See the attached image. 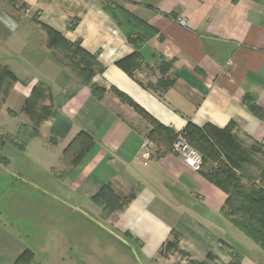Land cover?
I'll use <instances>...</instances> for the list:
<instances>
[{
	"label": "crops",
	"instance_id": "1",
	"mask_svg": "<svg viewBox=\"0 0 264 264\" xmlns=\"http://www.w3.org/2000/svg\"><path fill=\"white\" fill-rule=\"evenodd\" d=\"M14 2L37 12L38 19L66 40L96 54L102 70L80 83L74 74L60 77V65L45 55L36 58L35 49L13 60L4 55L9 48L0 44V132L12 137L20 124L37 129L23 149L12 141L0 147L5 157L0 162V264H13L25 249L35 264H226L234 254L241 264H264V250L222 213L227 194L201 171L186 166L163 132L149 134L151 124L112 91L116 87L127 94L173 133L181 134L188 123L223 128L232 122L239 141L264 151V0ZM106 4L122 6L156 30L139 47L141 65L131 74L121 61L134 48L103 8ZM33 29L44 44L50 34L36 26L29 31ZM165 61L170 65L161 75L159 65ZM160 76L172 78L171 84L163 90L149 87ZM92 85L104 90L100 98L92 93ZM26 100L31 102L28 109ZM81 129L92 142L67 165L62 152ZM147 136L155 143V154L143 162L137 155ZM33 168L66 185L71 197L59 198L61 209L70 201L75 210H83L87 200L101 212L92 196L101 185H112L121 199L102 217L110 229L103 243L116 244L119 254L96 257L91 249L95 240L65 235L56 222H49L52 235L32 241L31 232L24 233L23 224L15 221L20 208L30 213L23 217H32L26 207L31 204L12 191L15 176L27 178ZM39 226L43 231L48 223Z\"/></svg>",
	"mask_w": 264,
	"mask_h": 264
},
{
	"label": "trees",
	"instance_id": "2",
	"mask_svg": "<svg viewBox=\"0 0 264 264\" xmlns=\"http://www.w3.org/2000/svg\"><path fill=\"white\" fill-rule=\"evenodd\" d=\"M20 6L24 7V5ZM103 8L118 25L127 43L134 48V52L121 61L122 64L118 62L131 74L141 65L138 60L139 47L150 39L156 33V30L144 20L130 14L120 5L111 7L106 4ZM42 26L50 34L46 46L59 48L60 51L63 50V56L67 58L72 69L77 72L76 75L79 77L80 83H88L95 73L102 70L96 54L87 52L80 46L78 41L70 42L66 40L58 31L47 24L42 23ZM72 28L73 25H69V29ZM169 65L167 61L159 65L161 75L167 71ZM3 70L8 75L12 74L7 67H4ZM171 82L172 78L160 76L156 83L149 84V87L155 90H163ZM91 91L99 98L104 92L102 88L95 85L91 86ZM112 91L121 101L149 119L155 127V129L150 130L149 134H152L154 130L157 133L161 131L164 133V139L170 143L172 142L176 133L159 123L124 92L116 87H113ZM30 103L29 100L24 102L25 109H28ZM251 107L256 113H260L255 105L251 104ZM233 126L232 122H229L223 128L198 127L188 123L181 134L183 136L185 134V139L201 154L203 165L200 171L203 175L227 194L221 208L222 213L264 250V166L257 165L255 159V153L264 151L254 144L245 146L233 135ZM36 133L37 129L34 125L20 124L17 133L12 137L0 132V147L6 141H12L18 149H23L27 140L35 136ZM50 139L53 140V138ZM91 139L92 137L87 131L79 130L62 152L64 163L67 165L75 163L91 144ZM209 158L213 159L214 162H209L210 160H207ZM4 159L0 156V162H5ZM120 199L121 196L115 192L113 186L109 183L101 185L92 196L94 203L101 207L105 215L115 210ZM173 238H177L176 233H173ZM13 264L35 263L32 259V253L25 249ZM226 264H241V257L234 254Z\"/></svg>",
	"mask_w": 264,
	"mask_h": 264
},
{
	"label": "rangeland",
	"instance_id": "3",
	"mask_svg": "<svg viewBox=\"0 0 264 264\" xmlns=\"http://www.w3.org/2000/svg\"><path fill=\"white\" fill-rule=\"evenodd\" d=\"M37 14V12L32 13L29 8L21 7L15 3L14 0H0V41H2L0 44L4 43L5 47L10 50L9 52L6 51L4 55L9 54L10 58H13V60H15L14 57L16 60H22V57L26 54V49L32 48L33 50H37L34 51L36 58L40 56V59L42 55H45L48 60L56 61L57 65H60V67L58 66L57 68L62 74L60 77L67 74H74V77L79 79L76 75L77 72L72 69L67 58L63 56V50L60 51L59 48L56 49L52 46L51 48L48 47L47 50L49 51H46L44 46L47 47V41L44 42V44L40 42L39 37L41 36L38 34V30L33 29V31H29L31 28H34V26H36V28H43V22L38 19ZM30 22L33 23V26L29 25ZM6 43H10L11 45H7ZM67 76L65 77L68 78ZM137 113L151 124L150 126L153 129V125L149 119L142 113ZM0 156L3 157L1 153ZM4 158L5 157H3V159ZM255 159L257 165L264 166V152L255 153ZM207 160H210L209 162L211 163L214 162L211 158ZM32 170V172H27V175H29L27 178L15 176L18 181L12 191V193L16 192L17 195H23L25 202L31 204L26 207L32 209V217H23L26 214L30 215V213L26 211V209L20 208L16 211L17 215L15 221L18 225L23 224L21 229L23 232L25 231L24 233L28 231L31 232L30 237L32 241L38 240L41 236L52 235L53 232L51 230H53V228L49 222H56L59 229L62 228L65 235L73 233L79 236L81 241L95 240L94 245L96 244V247H92L91 245V249L95 251L94 255L96 257L105 258V255L108 254L109 258L111 252L119 254L114 251L117 247L114 241L112 243L115 245L112 246H106V244L103 243V241L107 239V231H110V229L106 227V224L104 225L102 217L105 214L102 210L101 212L95 210V212L92 209L93 205L87 200L83 201V210H75L74 207L76 206L71 204L70 201H65L66 204L63 209L59 208V198L66 199L67 196L71 197L69 192H67L66 185L64 186L62 180H56L57 178L54 175H50V173L45 175L43 172L41 173V171H38L39 169L36 170V168H33ZM21 180L23 183H21ZM41 223H45V225L48 223V226L43 227L44 229L46 228V230L42 231L39 226ZM34 244L36 245V243ZM86 252L87 251L81 253V255L83 254V256H85Z\"/></svg>",
	"mask_w": 264,
	"mask_h": 264
},
{
	"label": "built area",
	"instance_id": "4",
	"mask_svg": "<svg viewBox=\"0 0 264 264\" xmlns=\"http://www.w3.org/2000/svg\"><path fill=\"white\" fill-rule=\"evenodd\" d=\"M264 16V11H263ZM181 25H187L188 21L185 19H178ZM171 150L174 154L181 158L182 162L194 171H200L203 165V159L199 151L194 148L189 142L180 134H176L171 144ZM155 143L149 138L145 137L140 145V149L137 155V159H141L143 162L149 160L154 156Z\"/></svg>",
	"mask_w": 264,
	"mask_h": 264
}]
</instances>
